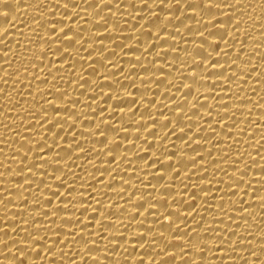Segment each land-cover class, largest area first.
Segmentation results:
<instances>
[{"label": "bare ground", "instance_id": "bare-ground-1", "mask_svg": "<svg viewBox=\"0 0 264 264\" xmlns=\"http://www.w3.org/2000/svg\"><path fill=\"white\" fill-rule=\"evenodd\" d=\"M0 264H264V0H0Z\"/></svg>", "mask_w": 264, "mask_h": 264}, {"label": "snow or ice", "instance_id": "snow-or-ice-1", "mask_svg": "<svg viewBox=\"0 0 264 264\" xmlns=\"http://www.w3.org/2000/svg\"><path fill=\"white\" fill-rule=\"evenodd\" d=\"M57 3H58V0H57ZM65 8H67V5H65ZM69 30H71V29H69Z\"/></svg>", "mask_w": 264, "mask_h": 264}]
</instances>
